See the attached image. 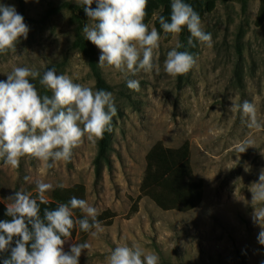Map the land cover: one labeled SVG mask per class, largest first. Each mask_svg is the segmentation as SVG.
<instances>
[{
    "label": "rangeland",
    "instance_id": "1",
    "mask_svg": "<svg viewBox=\"0 0 264 264\" xmlns=\"http://www.w3.org/2000/svg\"><path fill=\"white\" fill-rule=\"evenodd\" d=\"M62 2L81 4L82 0H24L23 14L17 0H0L15 7L29 28L15 52L0 53V81L18 66L37 70L41 76L55 68L57 74L95 91L85 59L71 48L75 34L71 14L43 19L49 4ZM259 7L260 0H246L244 8L232 0L219 2L205 14L202 27L212 34V45L194 41L196 46L188 51L197 63L184 75L170 76L163 68L167 53L179 43L178 34L168 41L161 38L153 61L159 71L125 77L114 68L99 67L117 109L99 176L94 164L98 139L85 138L70 161L57 162L53 168L32 157L21 158L19 168L5 166L0 159V208L5 216L7 198L16 191L38 200L36 181L53 185L45 194L47 203L38 200L42 214L45 208L58 207L51 200L52 191L60 188L57 185L65 189L82 185L85 200L98 215L108 211L112 219L102 223L104 231L96 237H81L77 225L71 230L65 252L76 243L91 244L89 251H82L79 264H106L111 251L123 244L156 253L158 264H264V245L258 242L261 227L252 219L250 191L264 169V129H249L239 111H230L232 103L248 100L255 103L258 120L264 122V22L256 23ZM95 49L99 63L101 52ZM39 79L30 78V83L40 93ZM127 79L139 80L140 90L129 89ZM247 137L255 143L240 153L238 145ZM158 142L167 149L188 144L192 176L203 184L202 201L188 212L163 211L143 197L131 215L140 195L146 155ZM25 176L31 179L25 182Z\"/></svg>",
    "mask_w": 264,
    "mask_h": 264
},
{
    "label": "clouds",
    "instance_id": "2",
    "mask_svg": "<svg viewBox=\"0 0 264 264\" xmlns=\"http://www.w3.org/2000/svg\"><path fill=\"white\" fill-rule=\"evenodd\" d=\"M82 3L91 21L84 25L82 33L100 50L99 67L114 68L125 77L141 71H159L153 61L161 34L154 27L149 30L144 22L148 0H82ZM159 24L164 34H179L186 27L190 33L188 47H195L194 41L212 45V34L204 31L200 15L184 0H171L170 19L160 16ZM28 32L15 7L0 4V53L15 52L19 39H27ZM182 47L177 43L163 62L164 71L170 76L184 75L197 63L189 51L177 50ZM30 78H40L39 83L52 95H41ZM127 87L138 92L140 82L127 79ZM230 111H239L242 123L249 129H264L255 103L248 100L232 103ZM116 114L114 96L109 91H94L75 83L68 75L57 74L55 68L41 76L37 70L15 67L6 81H0V159L5 166L19 168L21 158L32 157L53 168L57 162L70 161L73 150L85 138L102 139L105 132H111ZM254 143L253 138L247 137L238 145V151L243 153ZM30 179L24 177L25 182ZM52 189L51 183L36 181L40 203H47L45 194ZM250 191L252 219L261 227L258 242L264 245V169ZM7 200L10 203L6 204V215L11 219L0 221V253L10 250V256L0 259V264H79L82 251H89L91 244L76 243L70 252L64 251L63 245L72 236L74 226L92 237L104 231L97 219V209L85 199L73 196L55 210L45 208L42 215L37 198L23 190ZM74 210L82 212L83 218L74 219ZM14 238L17 239L12 247ZM158 262L156 253L127 244L115 247L106 258V264Z\"/></svg>",
    "mask_w": 264,
    "mask_h": 264
},
{
    "label": "trees",
    "instance_id": "3",
    "mask_svg": "<svg viewBox=\"0 0 264 264\" xmlns=\"http://www.w3.org/2000/svg\"><path fill=\"white\" fill-rule=\"evenodd\" d=\"M232 0H184L190 4L202 19L205 14L213 12L219 2L226 3ZM242 7L246 6V0H238ZM21 14L24 10V0H17ZM84 5L74 4L72 2H62L55 6L49 4L48 9L43 16V19H49L52 16L62 12L71 14V19L75 25L74 39L71 43V48L79 52L85 59L89 71L95 81V90L103 89L111 91L109 85L104 79L98 66L97 52L95 46L83 36L82 29L89 18L84 12ZM93 8L96 7L94 2ZM171 0H148L146 8V16L144 22L149 25L153 20V27L161 34V38L168 41L172 38V34H164L159 24V17L164 16L170 19ZM91 22V21H90ZM264 22V0H260V7L257 15V25ZM190 36L187 28H182L178 34L179 43L184 47L178 51H188L187 40ZM240 35L237 36V51L240 49ZM40 94L51 96V91L45 89L40 84ZM110 132H105L102 139H98V154L95 158L96 175L100 174L101 161L105 160V152L108 148ZM203 184L193 178L190 168L189 146L187 143L178 149H167L160 142L156 143L146 155V168L140 185V195L133 203L130 209V214L137 212L138 201L143 197H148L158 208L163 211H179L188 212L194 210L202 201ZM85 199V189L82 185H76L72 188H56L51 193V200L58 205L67 203L71 197ZM42 214V212H41ZM3 211L0 208V221L10 220L8 216L5 218ZM73 217L75 219L83 218L82 212L74 210ZM108 211L97 216L101 223L109 222L112 219ZM78 227V233L81 237H86L89 233L83 232Z\"/></svg>",
    "mask_w": 264,
    "mask_h": 264
},
{
    "label": "crops",
    "instance_id": "4",
    "mask_svg": "<svg viewBox=\"0 0 264 264\" xmlns=\"http://www.w3.org/2000/svg\"><path fill=\"white\" fill-rule=\"evenodd\" d=\"M3 215H4V213H3ZM8 218L11 219L10 217H8ZM15 239H17V238H14L13 244L11 245L12 247L15 246ZM9 256H10V250L7 251V252H4V253H0V259L6 258V257H9Z\"/></svg>",
    "mask_w": 264,
    "mask_h": 264
}]
</instances>
